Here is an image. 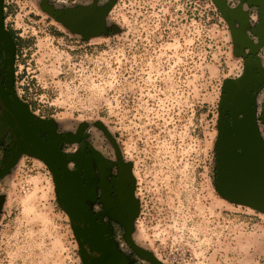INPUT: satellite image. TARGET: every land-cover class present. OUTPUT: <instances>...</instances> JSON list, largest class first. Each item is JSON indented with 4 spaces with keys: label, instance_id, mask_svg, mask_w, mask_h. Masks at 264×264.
Returning <instances> with one entry per match:
<instances>
[{
    "label": "rangeland",
    "instance_id": "rangeland-1",
    "mask_svg": "<svg viewBox=\"0 0 264 264\" xmlns=\"http://www.w3.org/2000/svg\"><path fill=\"white\" fill-rule=\"evenodd\" d=\"M52 1L7 10L18 96L113 138L132 166L135 241L160 262L264 264V213L214 187L223 84L245 54L233 17L212 0H112L104 29L83 38L49 12ZM0 199V264H82L42 161L22 155Z\"/></svg>",
    "mask_w": 264,
    "mask_h": 264
},
{
    "label": "flooded vegetation",
    "instance_id": "flooded-vegetation-1",
    "mask_svg": "<svg viewBox=\"0 0 264 264\" xmlns=\"http://www.w3.org/2000/svg\"><path fill=\"white\" fill-rule=\"evenodd\" d=\"M18 1L0 0V179L22 155L39 159L49 169L45 156L53 168L49 170L57 202L68 216L82 264H159L135 241L132 166L123 159L113 138L105 133L101 138L83 123L66 127L42 116L16 93V43L6 20L7 10ZM31 1L38 5L53 2ZM111 3L60 0L49 12L70 31L90 38L104 29L113 3L104 9ZM229 5L233 38L245 54L241 73L224 81L236 89L222 92L216 163L218 142L235 133L240 119L249 145L264 150V0H233ZM10 69L12 91L8 87Z\"/></svg>",
    "mask_w": 264,
    "mask_h": 264
},
{
    "label": "water",
    "instance_id": "water-1",
    "mask_svg": "<svg viewBox=\"0 0 264 264\" xmlns=\"http://www.w3.org/2000/svg\"><path fill=\"white\" fill-rule=\"evenodd\" d=\"M222 14H227L226 0H212ZM109 4L104 11L111 7ZM12 69L9 71V91H12ZM233 85L223 84V91L235 92ZM224 100L220 102V112ZM242 119L235 123L234 132L218 142V156L215 171L214 187L218 194L226 200L247 205L264 213V150H257L249 145L245 135ZM240 146V150H237ZM44 159L53 171L47 158ZM138 212V207L134 215ZM154 260H160L152 255Z\"/></svg>",
    "mask_w": 264,
    "mask_h": 264
}]
</instances>
